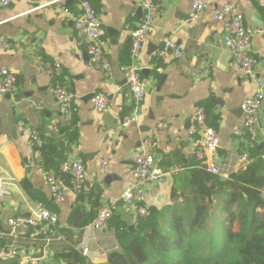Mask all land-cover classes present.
<instances>
[{"label": "crops", "instance_id": "1", "mask_svg": "<svg viewBox=\"0 0 264 264\" xmlns=\"http://www.w3.org/2000/svg\"><path fill=\"white\" fill-rule=\"evenodd\" d=\"M79 1L10 0L0 6V37L10 44V48H0V68H10L17 78L13 95L0 94V176L7 179L0 196V245L14 243L19 247L15 257L0 259V264H32L27 261L29 257H40L36 264H66L63 255L70 249L84 257L82 264H107L108 253L118 248L115 223L110 219L100 231L79 223L87 212L96 211L93 200L97 197L96 214L101 207L112 206L124 224L133 225L135 215L121 194L133 182L130 154L147 136L156 143L154 167L163 173L158 182L145 185L147 205L160 208L171 204L173 186L179 191L188 189L197 136L187 121L199 106L207 111L206 121L218 134L219 150L213 161L225 179L245 166L240 155L264 139V101L254 135L243 130L241 105L255 92L256 83L232 71L222 23L210 16L212 6L225 2L243 14L245 23L257 30L252 52L260 70L264 67V0H206L210 8L196 21L189 17L192 0H155L160 11L140 58L134 61L141 69L143 84V98L137 108L123 68L131 63V31L140 21V9L134 0H90L103 27V48L111 74L106 77L90 65L86 50L70 31L80 11ZM166 37L180 46L184 57H175L171 50L162 56L156 54ZM37 47L40 52H36ZM39 55L62 65L61 80L75 94L77 106L71 126L63 122L52 94V81L38 64ZM96 92L108 96L104 110L91 105L90 95ZM134 115L135 121L123 124L125 117ZM19 122L25 124L24 131L18 129ZM159 122L162 127L157 126ZM54 124L59 127L58 136L65 128L73 131L71 140L57 139L63 141L57 147L65 148V160L82 157L86 174L80 193L71 189L68 174L61 176L64 199L59 202L52 198L46 179L47 174L58 175V169L32 166L38 152L29 141L30 132L57 138ZM85 153L90 154L86 157ZM102 159L109 163L106 172L101 168ZM27 166H31L29 171ZM107 175L109 179H105ZM24 179L40 199L23 189ZM262 199L264 202V187ZM36 202L58 214L57 225L42 222L32 228L7 222L29 214ZM75 210L81 214L72 227L69 222Z\"/></svg>", "mask_w": 264, "mask_h": 264}, {"label": "built area", "instance_id": "2", "mask_svg": "<svg viewBox=\"0 0 264 264\" xmlns=\"http://www.w3.org/2000/svg\"><path fill=\"white\" fill-rule=\"evenodd\" d=\"M9 2L10 0H0V6H6ZM134 2L141 11V17L138 25L131 31V63L123 68V73L126 84L133 95L135 108H137L143 98V84L141 69L134 64V61L140 58L152 29L153 20L159 13L160 7L155 0H134ZM209 8V3L206 0H192L189 9L190 19L194 21L201 19ZM61 9L68 11L64 7H61ZM79 9L78 15L73 18L70 31L76 35L79 45L86 50L90 65L101 70L106 77H110L109 61L103 48L102 36L104 32L99 14L90 0H80ZM210 16L213 20L222 23L224 31L223 43L231 55L232 71L239 77L253 80L256 83L255 92L247 97L241 105L244 126L248 133L253 136L264 101V67L260 70L257 69L258 61L252 52V37L257 30L249 27L245 23L243 14L235 11L229 2L212 6L210 8ZM0 48H10L9 42L2 37H0ZM167 50H171L177 58L184 57V52L180 46L169 37L162 40L161 47H159L156 54L162 56ZM36 52H40V47L36 48ZM38 64L52 81V94L64 124L71 126L73 116L77 112V106L74 102L75 94L61 80L62 65L59 62L42 59L40 55ZM157 71L160 72L161 69L157 68ZM16 88L17 78L15 73L6 66L1 67L0 94L13 95ZM90 102L94 109L104 110L107 107L108 96L102 92L92 93ZM135 119V115L125 117L123 124L128 125ZM190 122V131L197 136L195 141H193V152L196 160L203 164L209 172L222 175V170L213 161L220 140L216 130L207 123L203 107L199 106L194 110L190 117ZM157 126L162 127L163 123L159 122ZM17 127L20 131L26 129L23 122H19ZM53 130L57 134L59 127L54 124ZM29 141L31 145L36 146L41 139L36 132H30ZM155 146L156 143L150 137H144L129 157L133 182L124 189L121 198L124 203L132 208L135 215L133 224L136 223L137 217H145L150 212L149 205L146 202L145 185L158 182L163 175L159 169L154 167L153 149ZM260 157L264 159V147ZM252 160L253 158L247 152H243L240 155V161L243 162V165L250 163ZM31 165L40 166L39 156L32 160ZM108 166V160L102 159L101 168L103 172L108 170ZM67 174L70 177L71 189L76 193L82 192L86 180L82 157L62 161L58 167V175L47 174L46 179L50 194L57 202L64 199V184L61 176ZM6 181V177L0 176V196L5 191ZM113 214L114 208L112 206L101 207L86 226L96 231L103 230ZM58 221V214L41 202L34 203L29 208V214L14 216L7 220L11 226L26 225L32 228L37 227L42 222L55 226ZM18 251L19 247L17 244L0 245V259L15 257ZM82 251L86 253L87 248L84 247ZM39 259L40 257H29L27 261L36 264Z\"/></svg>", "mask_w": 264, "mask_h": 264}, {"label": "trees", "instance_id": "3", "mask_svg": "<svg viewBox=\"0 0 264 264\" xmlns=\"http://www.w3.org/2000/svg\"><path fill=\"white\" fill-rule=\"evenodd\" d=\"M72 132L65 128L57 138L39 136L36 150L43 169L57 170L66 159L65 148H58L56 140H71ZM261 153L254 145L247 152L253 160L224 180L195 160L189 169L188 189L179 191L173 186L172 203L160 208L149 206V214L137 217L132 230L120 214L114 213L111 220L116 226L118 248L108 253L107 264H264ZM21 184L30 197L40 199L27 179ZM93 205L97 211V197ZM96 211L87 212L79 226L90 222ZM63 257L66 264L84 262L76 249Z\"/></svg>", "mask_w": 264, "mask_h": 264}, {"label": "water", "instance_id": "4", "mask_svg": "<svg viewBox=\"0 0 264 264\" xmlns=\"http://www.w3.org/2000/svg\"><path fill=\"white\" fill-rule=\"evenodd\" d=\"M7 96H9V95H7ZM90 96H91V95H90ZM16 118H17V117H16ZM187 123L190 124V120H188ZM15 130H16V127L14 126L13 129H12V133L15 132ZM243 130H244V131L247 130L245 126L243 127ZM59 144H60V142H59V141H56V145L59 146ZM263 147H264V141H262V142L258 145V148H259V149H262ZM217 150H219V149H217ZM89 154H90V153H85V156L87 157V156H89ZM26 169H27V171H29V170L31 169V166H27ZM109 178H110V175H107V176L105 177V179H109ZM219 178H220L221 180H224V179H225V177H224L223 175H219ZM120 202H123V201L121 200ZM80 214H81V211H80V210H75V211H74V213H73V215H72V217H71V220H70V222H69V225H70V226L73 227V226L76 225V224H75V220L79 218ZM128 229H129V230H132V229H133V225H132V224L128 225Z\"/></svg>", "mask_w": 264, "mask_h": 264}, {"label": "rangeland", "instance_id": "5", "mask_svg": "<svg viewBox=\"0 0 264 264\" xmlns=\"http://www.w3.org/2000/svg\"><path fill=\"white\" fill-rule=\"evenodd\" d=\"M198 246H199V247H202V244L199 242ZM190 264H201V262H200V261H198V262H195V263H194V262H192V263H190Z\"/></svg>", "mask_w": 264, "mask_h": 264}]
</instances>
